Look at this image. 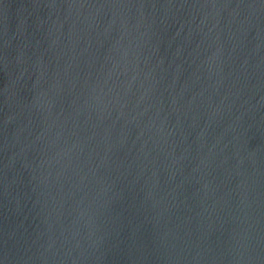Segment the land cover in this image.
<instances>
[{"label": "water", "instance_id": "water-1", "mask_svg": "<svg viewBox=\"0 0 264 264\" xmlns=\"http://www.w3.org/2000/svg\"><path fill=\"white\" fill-rule=\"evenodd\" d=\"M0 264H264V0H0Z\"/></svg>", "mask_w": 264, "mask_h": 264}]
</instances>
